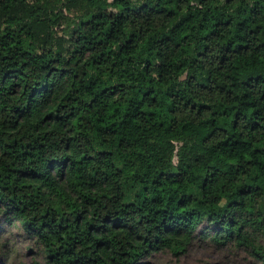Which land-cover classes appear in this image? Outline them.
<instances>
[{
    "label": "trees",
    "instance_id": "16d2710c",
    "mask_svg": "<svg viewBox=\"0 0 264 264\" xmlns=\"http://www.w3.org/2000/svg\"><path fill=\"white\" fill-rule=\"evenodd\" d=\"M70 3L0 0L5 222L44 264H264V0Z\"/></svg>",
    "mask_w": 264,
    "mask_h": 264
},
{
    "label": "rangeland",
    "instance_id": "374dc122",
    "mask_svg": "<svg viewBox=\"0 0 264 264\" xmlns=\"http://www.w3.org/2000/svg\"><path fill=\"white\" fill-rule=\"evenodd\" d=\"M70 2L50 0L54 9L61 7L64 14L76 16L81 6ZM51 33L53 44L65 43L60 27H54ZM260 206L264 211V196L260 200ZM14 223L16 222H5L0 215V264H44L41 246ZM248 260L249 257L242 252L235 253L229 248L221 249L211 242L196 241L184 253H175L169 249L152 252L143 260V264H247Z\"/></svg>",
    "mask_w": 264,
    "mask_h": 264
}]
</instances>
